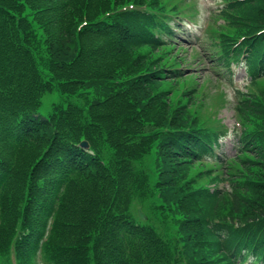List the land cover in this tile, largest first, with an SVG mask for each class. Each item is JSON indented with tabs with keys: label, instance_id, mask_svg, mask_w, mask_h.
Wrapping results in <instances>:
<instances>
[{
	"label": "trees",
	"instance_id": "obj_1",
	"mask_svg": "<svg viewBox=\"0 0 264 264\" xmlns=\"http://www.w3.org/2000/svg\"><path fill=\"white\" fill-rule=\"evenodd\" d=\"M109 2L0 0V195L12 210L10 219L0 209V255L19 264L37 255L43 264H264V95L239 99L240 145L214 156L217 134L189 108L197 84L176 86L181 58L162 48L179 6ZM126 2L135 7L117 9ZM222 2L216 49L244 52L250 76H264V34L254 37L264 0ZM240 32L250 38L234 46ZM167 79L175 82L160 88ZM43 90L57 94L47 110ZM170 90L175 97L163 98ZM148 152L152 170L143 168ZM199 161L210 164L196 170ZM204 177L222 184L209 188ZM133 199L142 202L132 210ZM166 214L169 230L154 222Z\"/></svg>",
	"mask_w": 264,
	"mask_h": 264
},
{
	"label": "rangeland",
	"instance_id": "obj_2",
	"mask_svg": "<svg viewBox=\"0 0 264 264\" xmlns=\"http://www.w3.org/2000/svg\"><path fill=\"white\" fill-rule=\"evenodd\" d=\"M115 0H110L109 4H108V8L110 9L111 7V2ZM121 1H127V0H121ZM169 4L171 3H175L178 6L184 7L186 8L187 4L189 3L188 0H166ZM217 0H196V3L201 4L198 5L199 7V11L198 14L195 15V19L192 22H189L186 27H184V33L183 36H191L192 33L195 32H200L202 27H208L207 25H209L207 23V25H205V19L207 18L208 15V10H207V6L209 7H213L215 6V3ZM104 4V1H103ZM115 5H117L115 3ZM100 11V10H99ZM98 11V12H99ZM88 15V17H91L90 12L86 13ZM217 15V14H214ZM212 15V16H214ZM182 36V37H183ZM180 38V37H179ZM164 41L166 42L165 44H163L162 48L166 50V48H168L171 45V49L170 50H175L178 52L180 58H181V62H187L188 64H194V59L195 57V52H193V48L191 49V46L184 40L178 39V37L176 39H168L167 37H163ZM199 53H201V48ZM163 61H168L169 59H166V55L164 57H162ZM208 61V59H206V61H204L202 63L199 64H195L192 65V67L187 68L186 70L188 72H192L194 74H188L185 75V79H177L179 84H176V86H180L182 83L187 82V80L192 79L193 82L194 80V75L196 77V81L198 82V89L201 91L199 93H197V97H198V104L196 105V101L195 103H191L189 105L190 109H194L195 108V115H197V117L201 120L202 125L206 126V127H212L214 126V128L216 129H221L224 128L225 123L228 126V128H231L232 126L235 125V116H234V103L236 101V97L237 94L234 93V87H237V89L240 90H244L245 89V85L244 82H246V79L244 78V74L242 73V67L239 66H232V70H233V77L230 80V86H227V81H222L220 87H216L215 84L217 82L216 77L214 76V73L212 70L207 69L205 63ZM193 75V77H192ZM203 78H206V80H202ZM195 81V82H196ZM175 81H172L170 79H167L166 81H163L162 84H160V88H168L172 85V83H174ZM258 85L260 84H264V78L263 79H259ZM218 89L222 90V96H221V101H220V107L216 112L217 116H220L222 118V121L224 123L221 122H217L216 120L211 118V112L209 111V106L213 101V96L216 94V91ZM174 96L175 97V93L173 92V90L169 91L168 94H164L163 98L166 99V96ZM57 96V94L53 91H48V90H43L41 92L40 98V109L41 110H47L50 107V100L54 99ZM172 97H169V100L171 99L172 101L174 100ZM161 103L162 105L164 104V102H157ZM166 117V110L163 111V120ZM221 143L219 142V146L217 147L220 151H222L223 154H225L226 156L228 155H233L236 152L237 147H234V145L231 144L230 141V137H226V135L224 137H222L220 139ZM152 153L148 152L147 154H145V157L143 159V168H149L150 170L153 169L152 167ZM228 160V157H227ZM210 162H204V161H199V162H195L194 165V169H200L203 166H207L209 165ZM224 174V173H223ZM222 174V176H223ZM203 182H205V184H207V186L212 187L215 183H219V180L216 182L213 179L204 177L202 179ZM77 196H80V193H77ZM158 196L157 195H153L152 196V201L153 203H157ZM77 197L74 198L73 201H76ZM139 201L137 199H133L131 202V207L133 210V207L136 206V204H138ZM146 211L149 213L150 217H152L151 214V210L153 207L152 203H149L147 201L143 202ZM42 207H45V204H42ZM3 210L6 212L8 218L11 219V215H12V210L8 209L6 206V202L3 199ZM132 212V217H134V211ZM154 212V211H153ZM138 215V214H137ZM148 217L144 214L141 217H139L140 220H146ZM157 218V217H156ZM159 221H158V220ZM154 220L155 224H157V227L159 228H164L166 226V228H168L169 230V224H166V219L167 221H171L170 217L168 214H166V217H163L161 219L157 218ZM50 232V231H49ZM48 232V234H49ZM36 260V258H34Z\"/></svg>",
	"mask_w": 264,
	"mask_h": 264
}]
</instances>
